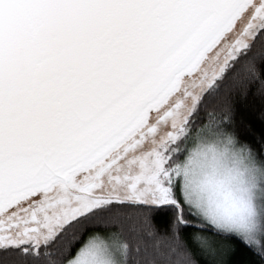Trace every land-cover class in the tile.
<instances>
[{
  "label": "snow or ice",
  "instance_id": "snow-or-ice-1",
  "mask_svg": "<svg viewBox=\"0 0 264 264\" xmlns=\"http://www.w3.org/2000/svg\"><path fill=\"white\" fill-rule=\"evenodd\" d=\"M254 104L264 0H0V264H264V178L188 191L209 130L264 170Z\"/></svg>",
  "mask_w": 264,
  "mask_h": 264
},
{
  "label": "clouds",
  "instance_id": "clouds-1",
  "mask_svg": "<svg viewBox=\"0 0 264 264\" xmlns=\"http://www.w3.org/2000/svg\"><path fill=\"white\" fill-rule=\"evenodd\" d=\"M189 196L211 211L242 213L255 183L264 178L232 134L209 130L189 149ZM225 230H231L225 228Z\"/></svg>",
  "mask_w": 264,
  "mask_h": 264
},
{
  "label": "trees",
  "instance_id": "trees-1",
  "mask_svg": "<svg viewBox=\"0 0 264 264\" xmlns=\"http://www.w3.org/2000/svg\"><path fill=\"white\" fill-rule=\"evenodd\" d=\"M249 119L251 120V135L246 136V140L258 141L261 135L264 134V117L261 115L258 104L253 105L252 114L249 116Z\"/></svg>",
  "mask_w": 264,
  "mask_h": 264
}]
</instances>
